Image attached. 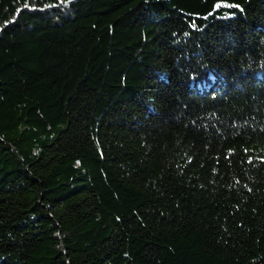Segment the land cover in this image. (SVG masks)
Listing matches in <instances>:
<instances>
[{
	"label": "trees",
	"instance_id": "obj_1",
	"mask_svg": "<svg viewBox=\"0 0 264 264\" xmlns=\"http://www.w3.org/2000/svg\"><path fill=\"white\" fill-rule=\"evenodd\" d=\"M0 264H264V0H0Z\"/></svg>",
	"mask_w": 264,
	"mask_h": 264
}]
</instances>
